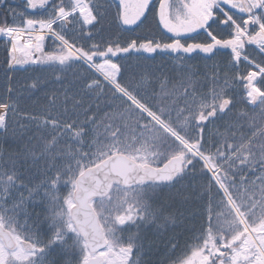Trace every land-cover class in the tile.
I'll list each match as a JSON object with an SVG mask.
<instances>
[{
	"label": "snow or ice",
	"instance_id": "obj_1",
	"mask_svg": "<svg viewBox=\"0 0 264 264\" xmlns=\"http://www.w3.org/2000/svg\"><path fill=\"white\" fill-rule=\"evenodd\" d=\"M21 4L0 264H264V0Z\"/></svg>",
	"mask_w": 264,
	"mask_h": 264
},
{
	"label": "trees",
	"instance_id": "obj_2",
	"mask_svg": "<svg viewBox=\"0 0 264 264\" xmlns=\"http://www.w3.org/2000/svg\"><path fill=\"white\" fill-rule=\"evenodd\" d=\"M9 6L16 7L18 9L22 8L21 0H5V3L3 5H0V21H3L6 18V9ZM8 20H9V22H11V18L10 17H8ZM124 35L125 36L135 35V33H125ZM157 38H158V34H157ZM200 38H202V37H199L198 39H200ZM4 48H5V45L3 43V40L0 39V61L3 60V54H4L3 50H4ZM133 59H134V57H133ZM159 60H160V58L157 57V60L152 62V63H159ZM130 62H132V61H130ZM240 71L243 72L244 74H246V69H245V67L243 65H241ZM23 75H28V74L24 73ZM23 108H24L25 111H29V112L33 111V107L31 105L30 101L28 103H26L25 105H23ZM177 231H179V229H177ZM183 239H184V237L181 236L180 237V247L181 248L183 247ZM161 248H162L161 255H163V246H161ZM179 255H180V249L178 248L177 252L174 255V258H175V256H179ZM168 264H170V261L168 262Z\"/></svg>",
	"mask_w": 264,
	"mask_h": 264
}]
</instances>
